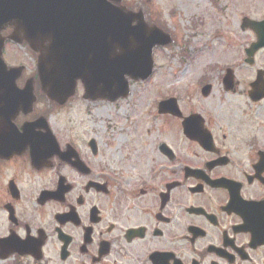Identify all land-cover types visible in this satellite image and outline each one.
Instances as JSON below:
<instances>
[{"label": "flooded vegetation", "instance_id": "af4514ba", "mask_svg": "<svg viewBox=\"0 0 264 264\" xmlns=\"http://www.w3.org/2000/svg\"><path fill=\"white\" fill-rule=\"evenodd\" d=\"M30 1L7 0L0 14V241L33 264H264V49L248 55L258 36L249 20L264 21V5L251 6L255 19L241 6L239 29L218 32L237 38L235 60L207 64L190 93L158 100L156 130L127 156L86 126L52 125L74 96L58 102L44 87L53 36L19 23L34 19ZM169 99L177 113H160Z\"/></svg>", "mask_w": 264, "mask_h": 264}, {"label": "rangeland", "instance_id": "374dc122", "mask_svg": "<svg viewBox=\"0 0 264 264\" xmlns=\"http://www.w3.org/2000/svg\"><path fill=\"white\" fill-rule=\"evenodd\" d=\"M218 2L220 7H217ZM118 3L127 12L142 11L146 23L151 27L160 29L153 25L163 24L166 30L163 32L171 38L172 43L154 50L153 76L147 82L129 79V93L120 101L112 102L101 96L90 98L81 83L71 105L64 111L54 110L51 121L58 130L61 127L68 130L86 126L87 131L97 134L103 146H110L129 156L130 150L137 148L148 125L152 131L156 130L159 122L154 121L153 112L158 100L164 99L166 94L178 93L182 97L190 93L207 64L235 60L238 51L232 47L238 45L235 42L237 38L232 34L220 36L218 32L239 29L242 5L246 6L248 16L255 19L256 16H251L255 15L251 6L264 5V0H120ZM219 27L224 28L218 30ZM29 63L30 68H33L32 62ZM190 105L188 100L183 101V108ZM132 128H135L134 137L139 134L136 140L131 138ZM6 230L7 223L0 212V236ZM49 262L55 263L52 258ZM0 264L33 262L12 257L0 259Z\"/></svg>", "mask_w": 264, "mask_h": 264}, {"label": "water", "instance_id": "95a60500", "mask_svg": "<svg viewBox=\"0 0 264 264\" xmlns=\"http://www.w3.org/2000/svg\"><path fill=\"white\" fill-rule=\"evenodd\" d=\"M6 1L0 0V14H6L3 3ZM40 1L43 3L36 6L34 0L27 2L29 14L33 13L34 19L19 23L29 35L53 36V44L48 54L41 58L39 70L43 84L49 88L54 100H67L79 80L90 98L101 96L115 101L125 97L129 92L127 77L135 81L149 79L154 69V48L171 43L170 37L160 30L148 31L142 15L127 13L110 2L119 0ZM62 7L64 19L50 20L51 15ZM1 17L0 30L9 22L7 16ZM133 21L138 25L133 27ZM248 28L258 33V42L248 51V55L254 56L264 49V21L249 20ZM116 44L122 53L113 56ZM0 65L2 67L1 59ZM175 104L174 99L161 103L160 113L164 107L168 113H177ZM9 242L0 241L1 259L5 260L13 253L28 254L18 245L10 247Z\"/></svg>", "mask_w": 264, "mask_h": 264}]
</instances>
